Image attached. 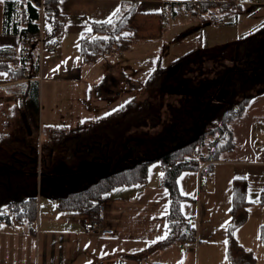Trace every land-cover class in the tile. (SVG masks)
Returning <instances> with one entry per match:
<instances>
[{"label":"rangeland","instance_id":"obj_1","mask_svg":"<svg viewBox=\"0 0 264 264\" xmlns=\"http://www.w3.org/2000/svg\"><path fill=\"white\" fill-rule=\"evenodd\" d=\"M95 4L63 0L64 33L49 37L52 27L44 26L43 53L38 42L25 69L38 75L34 62L39 59L44 65L38 89L29 80L0 87V113L6 114L0 115V213L8 211L10 202L30 197L41 201L38 210L57 212L59 197L86 188L102 176L99 171L123 169L133 159L153 160L199 137L203 129L220 124L223 109L244 97L257 100L251 116L241 119L243 132L254 110L264 111V0H244L241 9L227 15L212 10L223 18L220 24L210 17L191 25L163 20L160 39L155 37L160 23L153 19L138 31L148 39L83 65L81 39L91 28L85 16ZM53 41L60 45L49 50ZM76 65L82 71L79 79L60 77ZM25 71L24 79L30 77ZM115 90L121 92V102L112 112L115 105L106 107L102 101ZM102 109L111 113L109 119L102 117ZM234 128L237 131V125ZM219 167L215 165L211 176L201 178L198 173L192 185L184 175L181 189L189 198L181 209L198 230L201 224L213 227L211 239L217 241L224 233L231 241L202 247L199 241L178 243L172 255L150 257L145 264L164 258L174 264H264L261 197L249 205L246 220L237 217L234 223L232 199L229 202L226 194L229 167ZM149 173L151 183L158 181L162 163L152 162ZM254 180L251 183L257 184Z\"/></svg>","mask_w":264,"mask_h":264},{"label":"crops","instance_id":"obj_2","mask_svg":"<svg viewBox=\"0 0 264 264\" xmlns=\"http://www.w3.org/2000/svg\"><path fill=\"white\" fill-rule=\"evenodd\" d=\"M94 1L96 4L92 14L85 16L91 28L92 22L106 21L116 8L121 7V0ZM167 1L174 0L140 1L137 13L130 19L131 25L137 31H140L142 24L155 19L160 23L158 27L159 35L155 37L160 39L163 34L161 25L164 20L163 4ZM61 3V0H59L60 12L67 16L61 8ZM5 8L6 2L3 0V3H0V64L6 63L9 67L3 65L4 68L0 69V87L8 88L24 84L29 80L34 82V88L38 89L39 78L42 80L40 73L43 71L42 68H44V65L40 64V62L38 75H32V73L27 72L26 76L30 74V77L26 79L13 78L17 70L13 66L21 58L28 57L25 55L27 54L26 51L23 52L20 47V36L6 29ZM115 17H112V19ZM170 18H173L179 25H191L195 22L197 23V19H201L187 11L179 12L178 14L172 13L168 16V19ZM137 22L139 25H136ZM43 24L46 26L44 19ZM140 35L143 39L139 41L150 37L143 36V34ZM35 48L37 49V46ZM34 49L28 50V52L31 51L32 56ZM28 62L30 64L31 61ZM2 73H7V76L2 75ZM81 73V68L76 65L63 72L60 77L67 76L69 79H79ZM256 100L257 97L252 98L244 113L231 123L235 138L234 150L226 152L222 160L215 163V165L219 164L220 167H229L226 168L231 175L226 192L229 202L232 199L233 188L237 181L243 182L249 205L252 204L251 200H258L264 192V177H262L264 175V111L260 110L261 107H257L254 110L252 114L253 121L244 132L241 120L245 116H251L250 109ZM102 102H106V107L114 104L115 106L112 108L114 111L112 112L118 111L121 102V92H118V90L111 91L109 96ZM104 110L102 109L101 114L107 120L108 115L111 113L104 112ZM0 115L6 116L4 113H0ZM235 125L238 127L236 128L237 131L234 128ZM257 126L261 127L262 130H258ZM256 131L261 133V138L257 137ZM184 175H188L186 181H189L188 183L192 181V185L196 181L198 173L186 172L179 177V189L184 196L189 198L181 189ZM237 177L243 179H237ZM253 179H255L254 181L257 184L251 183ZM153 182L151 183L149 176L145 185L117 187L103 197L100 202V204L105 206L100 220L102 228L113 230L114 234L119 237L117 241L100 240L96 233L86 229V224L91 220L90 209L80 211L61 210L58 200L57 212L55 210L48 212L38 210L37 219L33 222L15 223L12 225L2 224L0 226V264H145L150 257L159 259L162 255H172L173 250L171 249L174 245L158 249L155 252L148 253L147 251L154 244L166 240L159 239L165 235L166 231L169 235V193L163 186L162 175H160L158 181ZM46 201L44 205H47ZM38 205H41V201H39ZM248 207L246 210L239 212L238 219L244 221L248 218ZM211 229L213 227H203L202 224L199 230L197 229L196 239L201 247L211 242L220 244L227 241L228 237L224 233L218 236L220 239L217 241L211 239ZM230 241L231 239L228 238V242ZM181 247L184 248L183 245ZM138 258H142V261L139 262ZM163 260L157 261L156 264H174L169 258H164Z\"/></svg>","mask_w":264,"mask_h":264},{"label":"trees","instance_id":"obj_3","mask_svg":"<svg viewBox=\"0 0 264 264\" xmlns=\"http://www.w3.org/2000/svg\"><path fill=\"white\" fill-rule=\"evenodd\" d=\"M243 1L204 0L201 11H198L196 5L191 1H187L184 11L190 12L201 19H206L212 10L225 15L235 12L241 9ZM5 2L6 29L20 37L23 35L31 36L28 46L22 49L23 52L26 51L27 54L25 55L28 58H21L13 66L17 69L16 75L13 78L22 79L24 78L23 71L29 66L28 61H32L33 59L31 51L28 52V50L34 49L38 45L40 38L39 21L41 19V12L39 6L43 4L44 22L46 25L52 27L49 37L59 36L64 33L66 16L60 12L59 0H19V2L17 0H5ZM139 2V0H121L120 13L113 19L112 24L92 22L91 31L86 33L89 36H84L81 39V64L90 65L95 63L109 51L115 48L127 49L136 41L143 39L130 23V19L137 13ZM24 6H28L30 10L26 18H23L21 12ZM173 13L178 14L179 12L175 11ZM104 37H107V39H102ZM39 62L40 60L37 59L33 65V68L37 72ZM3 65L9 67L8 64L3 63L0 64V69L4 68ZM20 72L22 73L20 74ZM155 72L156 74H160L161 69L156 67ZM252 98V96L244 97L238 105H232L225 110L223 109L222 120L218 126L209 127L207 130L203 129L199 137L181 142L174 149L164 152L153 160L146 158L133 159L129 160V164L123 169H115L114 171L112 169H104L103 171H99L102 176L90 183L86 188L59 197V208L67 211L90 209L91 220L96 219L100 221L99 204L103 197L117 187L145 185L149 177L150 164L154 161H160L163 173L162 183L168 190L170 197L168 212L170 231L164 242L154 244L147 251L150 253L177 243L197 241V228L189 218L183 215L181 209V203L187 197L179 189V177L186 172L199 173L201 178L204 175L211 176L214 173L215 163L221 161L226 152L234 150L235 138L231 123L244 113ZM129 103L132 102L130 101ZM145 103L149 105V102L146 101ZM203 113L205 111L201 112V114ZM198 148L201 149V152L197 155ZM97 203L98 205H96ZM261 203L264 204V192L261 194ZM248 205L246 188L243 182L237 181L232 193L231 214L234 223L237 221L239 212L246 210ZM37 213V197L12 201L9 203L8 211L0 213V226L2 224L12 225L15 223L33 222L37 219ZM260 237L264 244V225L261 228ZM138 261H142V258H138Z\"/></svg>","mask_w":264,"mask_h":264},{"label":"built area","instance_id":"obj_4","mask_svg":"<svg viewBox=\"0 0 264 264\" xmlns=\"http://www.w3.org/2000/svg\"><path fill=\"white\" fill-rule=\"evenodd\" d=\"M139 1H143V0H139ZM191 2L194 5H196L198 11L202 10L203 0H191ZM185 4H186V2H165L163 4V10H162L163 19L164 20L168 19V16L170 14H172L173 12H175V11L183 12L184 9H185ZM39 10L41 12V19H40V30H41V33H40L39 42L41 44V50L40 51H41V53H43V47H42V44L44 42V30H43V22H42L43 21V17H44L43 4H41L39 6ZM29 12H30L29 7L28 6H24L22 8L23 18H26L29 15ZM209 17L216 24H220V23L223 22V18L218 14V12H215V11L211 12L209 14ZM30 41H31V36H29V35L21 36L20 37V47L22 49L26 48ZM58 45H59V43L57 41H53L50 44H48V49L49 50H54L55 48L58 47ZM257 128H258V130H262L261 127L257 126ZM260 134H261L260 132L256 131V135H257L258 138H261ZM200 152H201V149L198 148L196 154L198 155ZM99 210H100V214H102L104 212V210H105V206L103 204H100L99 205ZM86 229L91 231V232L96 233L100 240L117 241L119 239V237L114 234L113 230L102 228L101 221L96 220V219L90 220L86 224ZM183 247H185V245H183Z\"/></svg>","mask_w":264,"mask_h":264},{"label":"snow or ice","instance_id":"obj_5","mask_svg":"<svg viewBox=\"0 0 264 264\" xmlns=\"http://www.w3.org/2000/svg\"><path fill=\"white\" fill-rule=\"evenodd\" d=\"M17 2H19V0H17ZM61 2H63V0H61ZM0 3H3V0H0ZM119 13H120V8H116V9L114 10V12L111 14V16H110L106 21L98 22V23L112 24V23H113V19H112V17L117 16ZM49 31H51V27H50V26H49ZM88 31L90 32V31H91V28H89ZM126 35H127V34H126ZM102 39H107V37H104V38H102ZM2 75L7 76V73H2ZM161 175H163V173H161ZM237 179H243V178L237 177ZM250 202H251V203H257L258 201H256V200H251ZM169 231H170V230H169ZM167 237H168V232L166 231V232H165V235H164V236H161L159 239L164 240V239H167ZM224 243L227 244L228 241H224Z\"/></svg>","mask_w":264,"mask_h":264}]
</instances>
